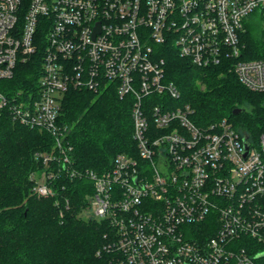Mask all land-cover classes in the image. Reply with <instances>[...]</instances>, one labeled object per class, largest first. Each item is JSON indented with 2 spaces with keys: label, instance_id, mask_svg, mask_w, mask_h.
Masks as SVG:
<instances>
[{
  "label": "built area",
  "instance_id": "2783aa9c",
  "mask_svg": "<svg viewBox=\"0 0 264 264\" xmlns=\"http://www.w3.org/2000/svg\"><path fill=\"white\" fill-rule=\"evenodd\" d=\"M258 26L264 43V0H0V81L43 43L37 89L0 91V109L55 140L37 155L34 194L55 198L62 175L92 182L84 213L109 226L98 255L111 264H258L264 133L250 137L228 119L199 123L162 57L174 47L194 67L225 68L264 93V59L246 58ZM109 89L132 100L135 151L101 173L78 168L60 123L64 95Z\"/></svg>",
  "mask_w": 264,
  "mask_h": 264
},
{
  "label": "trees",
  "instance_id": "16d2710c",
  "mask_svg": "<svg viewBox=\"0 0 264 264\" xmlns=\"http://www.w3.org/2000/svg\"><path fill=\"white\" fill-rule=\"evenodd\" d=\"M246 42V58L264 59L260 37L249 34ZM162 57L167 80L181 91L180 103L195 109L199 123L228 119L250 137L264 133V93L249 91L225 68L194 67L174 47L165 46ZM42 62L43 43L26 63L17 65L12 79L0 81V91L13 95L37 89ZM131 108L132 100L120 99L112 89L65 93L60 123L76 167L101 173L118 154L135 151ZM237 109L239 114L234 113ZM54 144L50 133L21 125L0 109V264H111L109 255H98L109 226L83 218L94 192L92 182L62 175L55 181V198L33 192L32 176L43 168L37 155L51 152ZM65 198L70 200L68 209Z\"/></svg>",
  "mask_w": 264,
  "mask_h": 264
},
{
  "label": "rangeland",
  "instance_id": "374dc122",
  "mask_svg": "<svg viewBox=\"0 0 264 264\" xmlns=\"http://www.w3.org/2000/svg\"><path fill=\"white\" fill-rule=\"evenodd\" d=\"M250 30L252 31V34H253V35L260 37V35H261V31H260L259 26L256 27V28L251 27ZM262 52L264 53V47H263V49H262ZM203 88H205V86H204ZM40 172H41V169H40V171L34 173V177H35L37 180H40ZM88 217H90V215H89L88 213H84L83 218L87 219ZM261 260H262V258L258 259V261H257L258 264H261Z\"/></svg>",
  "mask_w": 264,
  "mask_h": 264
},
{
  "label": "water",
  "instance_id": "95a60500",
  "mask_svg": "<svg viewBox=\"0 0 264 264\" xmlns=\"http://www.w3.org/2000/svg\"><path fill=\"white\" fill-rule=\"evenodd\" d=\"M240 112H241L240 109H237L234 111L235 114H239ZM259 257H261V256H259Z\"/></svg>",
  "mask_w": 264,
  "mask_h": 264
}]
</instances>
